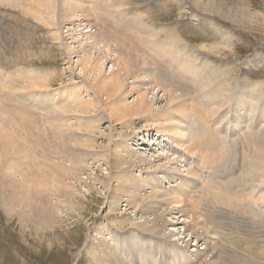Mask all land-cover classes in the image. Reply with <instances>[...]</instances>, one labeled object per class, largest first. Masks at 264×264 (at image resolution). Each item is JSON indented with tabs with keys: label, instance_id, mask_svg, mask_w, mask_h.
Listing matches in <instances>:
<instances>
[{
	"label": "rangeland",
	"instance_id": "rangeland-1",
	"mask_svg": "<svg viewBox=\"0 0 264 264\" xmlns=\"http://www.w3.org/2000/svg\"><path fill=\"white\" fill-rule=\"evenodd\" d=\"M69 1L74 4H83L86 10L92 3L90 0ZM120 1L125 2L123 0H107L110 4V16L122 24H126L127 22L132 28L135 27V24L136 26L137 24L142 25L145 31L140 32L137 31L139 28L136 29V36L141 34V38H147L156 32L155 28H161L163 26L166 28L164 30L168 31L174 27L184 40L182 41L186 45L188 44L191 46L190 50L194 47L199 51L201 50V52H207L203 46L204 44L207 45L212 42L222 47V61L220 62V67L223 68L227 66L230 68V98H235L240 84L244 82L247 85L249 84L248 86L250 88H253V85L262 83L264 87V0H214L215 2L218 1L215 3L217 10L215 9L213 11L214 13L211 11V7H209L213 0H126L127 5H125L126 8L122 7L123 9L120 7V3H122ZM37 4L38 0H0V61L3 62L4 66H0V121L4 127L9 129L12 128V130L16 132V138L21 144V148H23L21 151L23 156L21 161H23V164L8 162L9 157L12 158L11 156H13L12 151L14 149L10 151L11 149L4 148L2 156L0 154V264H92L88 250L90 245L94 241H97L96 238L98 236L99 227H108V229L110 228L108 232H111L113 227L110 226V223L114 222L117 217L120 218L122 222L125 221L124 219L127 220L128 217H135L134 211H127L125 213L124 206H118V209L111 210L110 206L112 202L108 201L111 199L108 197L110 192L106 193L103 187H100L99 191L93 190L91 192L85 188L86 191L80 193V196L77 198L78 202L76 203L75 209L67 205L61 207L64 213L63 218L57 223L58 225L56 224L57 226L54 230L41 226L37 227L36 220L32 216L26 215L24 218H21L19 215L20 210L16 211L11 209L8 204L3 201L12 186H6V184L8 185V183L12 181V178L20 182L22 180L21 178L27 180L31 179L33 181L36 176L38 177L36 168L33 167V162L40 165L44 160V162L48 160L47 163L50 161L51 164L54 163L55 160H58V144H56L51 134V128L47 122L48 114L42 112L40 109L41 107L39 108V104L43 102L41 97L44 98L45 96H49V98L44 99L50 105H53L55 111L67 109V103L72 106L76 104V101L73 102L70 100L71 98L67 99L68 96L66 97V93L70 92L73 88H75V90H77V88L79 89L81 99L83 98L85 101L95 100L97 105L94 112H83L73 108V110L68 109V113L74 117L73 121L82 120L83 125L80 124V126L75 127L78 129V132H85L84 134L89 133V135L92 136L91 140L93 141L88 143L89 145L86 142L83 144L90 149L88 155L90 158H86V162L89 166L88 174H91L93 178L96 177L105 182L110 180L109 185L110 191H112L111 193H114L115 189L116 192L120 191V188L116 187L117 181L114 176L119 169L115 166V159L117 158V152H115V150L121 144H126L129 149L133 150H139V148L147 146L149 148L146 151L148 156H151V159L155 160L156 164H166L167 166L171 165L169 164L170 162L168 163L170 158L171 160L174 158L177 159L179 154L184 153L185 155L187 153V151H184L185 149L183 146H176L173 132L169 131V128H167V130L163 127L178 124L182 121V117H178L179 113L168 112L169 114L167 113V115L171 118L169 120L161 119L159 121H153V119H148V117L145 116H134L133 118H124L122 120L116 119L115 117L110 119L111 117L109 114L111 113V105L114 107L118 106L114 105L116 97L113 96L109 98L107 94L99 92L96 85L98 81L97 77H99V79L101 77L109 79L112 72L111 62L121 61L122 58L126 56V53L116 51L115 48L117 45L111 39H108L107 43L102 42V49H95V53L94 48L92 49V55H95L93 60H97L99 55L105 52L106 56L101 60V63L103 62L104 64L98 67H94L95 63L93 65L88 64V68L84 71L79 60L85 53H88V51L77 53V51H80V47L76 48V46L80 44L78 42L82 38L81 34H73V31L69 29L72 25L69 24H65L62 28H58V26L53 27L47 25L44 21L41 22L37 20L35 18V14H38L37 9H39V5ZM245 6H247V8H244ZM113 7L117 8V11ZM32 8L34 12H32ZM89 8L87 12H85L86 14L88 13L87 16L91 15V9ZM102 11L105 13L107 8ZM106 15L109 22L113 23L112 18L108 14ZM127 20H131L134 23H128ZM214 26H219L221 30L225 32V35L221 36L218 33H213L214 35L211 36L212 32L210 33V30L212 31ZM152 28L155 31L152 30ZM55 31L57 33L60 31L61 35L64 36L65 40L63 39V42L62 40L54 38ZM92 34L94 35V33ZM160 37L165 39L167 38V34L163 32L160 34ZM74 38H76V40ZM55 44L56 47H62L61 50L64 51V53L60 55L58 53H51ZM66 45L68 47L64 48L63 46ZM152 54L155 55L154 52H152ZM109 60H111V62H109ZM198 66H200V64H198ZM95 68L96 70H94ZM3 72L6 74L3 75ZM147 72L140 73L138 77L134 78L124 75V79L126 80L120 90V94L124 95L126 98L123 102L128 105L135 102L143 93L142 91L145 90L142 88V82H146L149 86L157 85L158 87L156 86V89L159 88L158 90H160L161 100H158V104H156L154 108L157 106L165 107L166 100L164 99L165 96L163 97L162 95L168 90L169 85L166 86L167 83L161 81L162 83L161 85L159 84V86L157 84L159 81L155 79L151 73ZM31 76L37 81L42 78V82L47 85L45 84V87L41 86V88L28 89L27 86L30 85ZM149 102H153L151 98H149ZM214 106L215 105H211L210 107ZM8 107L10 110H8ZM262 109H264V107L257 108L254 112L249 109V111L246 112L247 118L241 121V123L231 131L233 134L230 133L231 122H228L229 118L231 120L232 111H230V113H227V111L220 112V115L217 114V116L213 118L214 120H211V124L209 123L210 127L213 126L212 128H214L215 131L217 130L215 134L218 135L219 139L227 140L228 146L231 145V137V140H235L245 131L246 134H250V136H248L249 139L247 138L245 142L253 146L251 153L252 157H250L251 155L246 156V152L242 150V144H238L240 149H236V146H234L235 144H233V161L237 163L236 159H238V164L240 163L236 166L237 170L234 171L237 173L236 176H241V167H247L250 171L249 168L255 165V160L257 159V157H255L257 146L258 144L262 145L260 142L264 138V131H260L257 143V140L253 141L257 130H259V128L261 129L262 124L259 120L253 124L250 122L249 118L254 115V113H257L256 116L260 115ZM27 111L30 114L27 113ZM225 113L228 115H225ZM187 123L186 121L185 124ZM88 127L96 129L90 131L87 129ZM230 134L232 136H230ZM151 136L154 137L155 141L157 139L154 145L147 143L148 138ZM250 137L252 138L250 139ZM1 147L0 142V149ZM0 151H2V149ZM199 154L187 153L186 155L188 158L190 156V158L188 159L186 167L180 166V162L173 164V166H177L180 170L195 168V171H197L199 175L197 180L198 185L190 194L191 198L195 200L200 198L198 200H201L202 187H206L209 185V182H212L211 194L215 201L214 203L217 204V207L222 206L230 211V194L224 195L225 192L223 189H226L225 184H228L231 178L230 175H232L228 172L230 171L228 170L230 169L229 167L232 166L230 164L231 162L227 164L224 160L223 164L220 166H215L213 163L211 164L213 160L202 163V154L201 152ZM214 158L217 160V156ZM245 158H250L247 164L243 162ZM2 163L3 165H1ZM185 163L186 162H184V164ZM22 166H24V171L27 168L31 173H23L21 175V173L16 171L17 167L20 168ZM15 167L16 169H14ZM152 170H154V168L150 170L145 168H129L128 170L126 169V172L130 171V174L136 176L141 182L144 180L148 181V185H145L148 188L152 186L154 180V173ZM157 174L159 175L160 172ZM46 179L48 178L46 177ZM242 179L241 184H244L245 190H243V186L239 188L243 190L251 203L250 206H248L246 202L248 210L253 212L245 215V218L249 221L248 224L244 225V223L239 222L235 216H233L234 218H230V216L228 217L226 214V217L217 216L214 219V224L212 222V226L215 225V229L210 233V239L218 243L222 249L224 258H232V261H234L233 264H241L240 262H243L242 264H264V204L259 206V203H256L259 197L264 195V187L258 190L256 189L255 192L253 191L251 197L248 193L250 194L251 192L249 186L252 183L248 180L244 181L245 177L243 180ZM6 180L8 182H5ZM161 186L164 190L173 189V187L169 188V183H167V181H164ZM165 186L167 187L165 188ZM149 189L150 188H148V190ZM83 194L84 196H81ZM50 196L54 199L53 194H50ZM236 201L237 199H235V203ZM252 209L254 210L252 211ZM159 211L162 212L163 210L159 209ZM202 212L206 213L207 211L201 210V213ZM149 216L153 217L154 215L149 214ZM138 217L139 215L137 218ZM152 217L150 219H152ZM166 217L169 218V216ZM139 219L143 220L139 217L138 221ZM200 220H203V216ZM128 227L130 228L131 226L126 224L122 231H126ZM130 234H132V231ZM107 236H109V233ZM172 247L176 249V247ZM140 260L145 262L141 257ZM146 261L148 262L147 259ZM228 263L230 264V260Z\"/></svg>",
	"mask_w": 264,
	"mask_h": 264
},
{
	"label": "bare ground",
	"instance_id": "bare-ground-1",
	"mask_svg": "<svg viewBox=\"0 0 264 264\" xmlns=\"http://www.w3.org/2000/svg\"><path fill=\"white\" fill-rule=\"evenodd\" d=\"M90 1L92 3L89 6L90 8H88L91 9V15L87 16L88 13L86 14L85 12H87L88 8L87 10L84 9L85 7L83 4H74L69 0H38L37 5H39V9H37L38 14H35V18L41 22L44 21L47 25L53 27L58 26V28H62L65 24L72 25L71 28H68L73 31V34H81V40L79 39L80 41H77L80 44H78L76 48L80 47V51H77V53L88 51V53H85L79 60L84 71L88 68V64L93 65L95 63L94 67L104 64L103 62L101 63V60L106 56L105 52H102L97 60H93L95 55H92V49L94 48V53L96 52L95 49H102V42L107 43L108 39H111L117 45L115 48L116 51L126 53V56L122 58L121 61L111 62V60H109L112 64V72L109 79L102 77L99 79V77H97L98 81L96 85L99 92L107 94L109 98L113 96L116 97L114 105L118 106L114 107L111 105V113L109 114L111 117L110 119L115 117L116 119L122 120L124 118H133L134 116H145L148 117V119H153V121H159L161 119H171L167 115L168 112L179 113L178 117H182V121L178 124L172 123L174 125L163 126L166 129L169 128V131L173 132V137H175L174 142L176 146L178 145L177 147L183 146L185 149L184 151H187L188 154H199L201 152L203 158L202 163L213 160L211 164L213 163L215 166H220L223 164L224 160L227 164L231 162L230 164L232 166L229 167L230 169L228 170L230 171L228 172L232 175L227 172L231 178L228 184H225L226 189H223L225 192L224 195L230 194V211L222 206L217 207V204L214 203L215 201L211 194L212 182H209L208 186L202 187L201 200H198L200 198L197 200L191 198L190 194L198 185L197 180L199 175L197 171H195V168L180 170L177 166H173V164L180 162V166L186 167L188 159L190 158V156L188 158L186 155L187 153L185 155L184 153L179 154L177 159L174 158L175 161L170 158L168 163L170 162L169 164L171 165L167 166L166 164H156L155 160H152L151 156H148L146 151L149 148L147 146L141 147L139 150H133L129 149L126 144H121L116 148L115 152H117V158L115 159V166L119 169L116 175L113 176L117 181L116 187L120 188V191L116 192L115 189V192L111 193L112 191H110L109 185L110 180L105 182L102 181V179L93 178L91 174H88L89 166L86 162V158L90 153V149L83 144L84 142L88 144L93 141L91 140L92 136H90L89 133L84 134L85 132H78V129L75 127L80 126V124L83 123L82 120L73 121L74 117L68 113V109L73 110V108L83 112L95 111L97 105L95 100L85 101L83 98L81 99L78 88L77 90L71 88L72 90L66 93V97L68 96L67 99L71 98L70 100L73 102L76 101V104L72 106L67 103V109H60L59 111H55L53 105L45 101L44 98L47 99L49 96H43L44 98L41 97L43 102L39 104V108L41 107V111L48 114L47 122L51 128V134L56 144H58V160H55V162L53 161L54 163L52 164L50 161V163H47L48 160L46 162H44V160L40 165L33 162L32 164H34L33 167L36 168L38 177L36 176L33 181L31 179L27 180L21 178L22 180L20 182L12 178V181H10L8 185L6 184V186H12L8 194H6V197L4 199L2 198L3 201H5L11 209L16 211L20 210L19 215L21 218H24L26 215L32 216L36 220L37 227L41 226L54 230L58 225L57 223L63 218L64 213L61 207L67 205L75 209L76 203L78 202L77 198L80 196V193H84L86 190L90 192L93 190L99 191V188L103 187L106 193H111H109L108 196L111 198L108 201L112 202L110 206L111 210L118 209V206H124V212L134 211L135 217H128L127 220H123L124 222L117 217L114 222L110 223V226L113 227L111 232H108L110 231L108 227H99L98 236L96 238L97 241H94L88 250L92 264H229V260L230 264H233L234 261H232V258H224L222 249L218 243L210 239V233L215 229V225L212 226V222L214 224V219L217 216L226 217V214L228 217L230 216V218L235 216V218L239 222L244 223V225L248 224L249 221L245 218V215L253 212L247 208L251 203L243 192L245 188L244 184H241V179L245 177L244 181L248 180L252 183L250 186L248 185L251 191H249L250 194L248 193L250 196L256 189L258 190L264 187V138L260 142L262 145L258 144L257 146L255 155L257 159L255 160L254 167L249 168V171L247 167L240 166L242 169L241 176H236L237 173L234 171L237 170L236 166L240 163L238 164V159H236V164L233 161V144H235L234 146H236V149L240 147L238 144H242V150L246 152V156H250L253 146L245 142L250 134H246L245 131L235 140L232 139V143L231 137V145L228 146L227 140L219 139L218 135L215 134L217 130L215 131V129L212 128L213 126L210 127L209 123L211 124V120H214L213 118L220 112L227 111V113H230V111H232L231 120L230 118L228 119V122H231V133L241 121L247 118L246 112L249 111V109L254 112L257 108L264 107L263 83L253 85V88H250L248 86L249 84L247 85L245 82L241 83L235 98H230V68L227 66V68L220 67V62L222 61V47L212 42L207 45L204 44L203 47L207 52H201V50L199 51L194 47L190 50L191 46L183 42L184 40L174 27L168 31L164 30L166 28L163 26L161 28L154 27L156 32L148 36L154 39L148 37L141 38V34H139L138 37L136 36V29L139 28L140 30L138 29L137 31L140 32L145 31L142 25L137 24L136 26L135 24V27L132 28L127 22L126 24H122L114 20L110 16V4L107 0ZM123 1L125 2L120 1L122 2L120 3L121 6L119 5L121 9H123L122 7L126 8L125 5H127L126 0ZM216 2L213 0V2L210 3L211 5H209L212 12L215 9L217 10V6L215 5ZM105 7L107 8L105 13L112 18L113 23L109 22L106 18L107 15L103 13L104 11L102 10L106 9ZM115 7L113 8L117 11ZM244 8H247V6ZM32 12H34V10ZM128 23L132 24L134 22L130 20ZM152 30L154 29L152 28ZM163 32L167 34V38L165 39L160 37V34ZM92 33H94V35ZM210 33L211 36L214 35L213 33H218L221 36L225 35V32H223L219 26H214V29H212V31L210 30ZM54 38L62 40L63 42L64 36L61 35L60 31L58 33L55 31ZM74 39L76 40V38ZM63 47L66 48L68 46L66 45ZM61 48H59V46L56 47L55 44L52 51H50L51 53H58L60 55L64 53ZM152 52H154L155 55L152 54ZM197 63L200 64V66H198ZM0 66H3L2 61H0ZM94 70H96V68ZM144 72L151 73L154 78L159 81V83H157L158 85H161V81H165V83H167L166 86L169 85L168 90L162 95L163 97L165 96V107L157 106L158 108H154L160 99V90H158L159 88L156 89L157 85L149 86L146 82H142V88L145 90L142 91L143 93L140 97L137 96L138 98L135 102L130 105L123 102L126 98L124 95L120 94V90L126 80L124 79V75L134 78ZM5 74L6 73L3 75ZM42 81V78L37 81L31 76L30 85H28L27 88L34 89L41 88V86L45 87L46 83ZM149 98L152 99V103L149 102ZM211 105L215 106L210 107ZM8 110H10L9 107ZM263 111L264 109H262V113L258 116H256L257 113H254V115L251 114L252 116H250V118L248 117L251 123L254 124V122L256 123L259 120L262 124V127L260 124L261 129L259 128V130H257L255 138L253 137V141L258 139L260 131H264ZM27 113L29 112L27 111ZM227 113H225V115ZM186 121L188 122L187 124H185ZM87 129L94 131L96 128L93 129V127H88ZM231 134L230 136H232ZM251 138L252 137H250V139ZM0 142L2 146V151H0L1 156L4 148H9L11 149L10 151L14 149L12 151L13 156H11L12 158L9 157L8 162L23 164V161H21L23 158L21 153L23 148H21L22 146L16 138V132L13 131L12 128L9 129L4 127L1 121ZM156 142L157 139L155 141L154 137L151 136L148 138L147 143L154 145ZM257 142L258 140L256 143ZM215 156H217V160L214 158ZM250 157H252V155ZM89 158L90 157H88V159ZM249 159L250 158H245L243 162L247 164ZM184 162L186 163L184 164ZM1 165H3V163ZM129 168H145L147 170L154 168V170H152L154 173V180L152 186L148 187L150 188L149 190L146 187L148 181L144 180L141 182L136 176L130 174V171L126 172V169L128 170ZM14 169H16V167ZM28 170L26 168L25 171L27 172H25L24 166L20 168L17 167L16 169L21 175L23 173L30 174L31 172ZM158 172H160L159 175L157 174ZM46 177L48 179H46ZM164 181H167V183H169V188L173 187V189H162L161 185ZM5 182L8 181L6 180ZM241 186H243V190L239 188ZM166 187L167 186H165V188ZM85 188L87 189L85 190ZM50 194L54 195V199ZM81 196H84V194ZM235 199H237L236 203ZM256 203H259V206L264 204V195L259 197ZM159 209L163 211L160 212ZM200 209L203 211L206 210L207 212L201 213ZM253 210L254 209H252V211ZM149 214L154 215L153 217L151 216L152 219H150L151 217ZM136 215H139L143 220L139 219L138 221L139 217L137 218ZM166 216H169V218ZM202 216L203 220H200ZM126 224L131 227H128L126 231H122ZM131 231L132 234H130ZM108 233L109 236H107ZM172 246L176 247V249ZM238 247L240 248L239 245ZM140 257L145 260V262L140 260ZM240 263L242 264L243 262Z\"/></svg>",
	"mask_w": 264,
	"mask_h": 264
}]
</instances>
